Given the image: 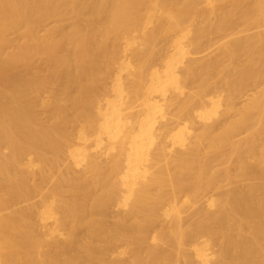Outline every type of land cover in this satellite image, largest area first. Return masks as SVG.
Masks as SVG:
<instances>
[{
    "label": "bare ground",
    "instance_id": "6f19581e",
    "mask_svg": "<svg viewBox=\"0 0 264 264\" xmlns=\"http://www.w3.org/2000/svg\"><path fill=\"white\" fill-rule=\"evenodd\" d=\"M0 264H264V0H0Z\"/></svg>",
    "mask_w": 264,
    "mask_h": 264
},
{
    "label": "rangeland",
    "instance_id": "374dc122",
    "mask_svg": "<svg viewBox=\"0 0 264 264\" xmlns=\"http://www.w3.org/2000/svg\"><path fill=\"white\" fill-rule=\"evenodd\" d=\"M200 56H202V55H198V57H200Z\"/></svg>",
    "mask_w": 264,
    "mask_h": 264
}]
</instances>
